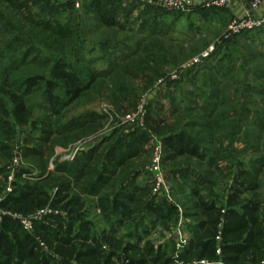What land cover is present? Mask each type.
<instances>
[{
	"label": "trees",
	"instance_id": "obj_1",
	"mask_svg": "<svg viewBox=\"0 0 264 264\" xmlns=\"http://www.w3.org/2000/svg\"><path fill=\"white\" fill-rule=\"evenodd\" d=\"M121 2L89 0L86 12L102 26H119ZM39 5L40 0H0V196L8 176L2 160H11L16 128L31 126L38 132L21 150L38 171L32 177V169L15 173L0 208L26 214L50 205L64 216L35 224L50 252H44L18 221L1 216L0 264H116L122 262L120 250L129 264H262L264 69L247 66L241 50L245 46L239 49L236 44L226 59L212 65L217 77L205 71L201 86L195 83L199 72L194 67L183 71L181 79L167 81L163 95L169 121L151 116L149 108L144 127L113 133L104 138V148L96 144L73 159L55 161L48 170L57 143L65 145L100 125L101 115L95 112L60 119L99 80L110 78L114 103L137 98L135 91L124 93L120 79L112 77L113 66L98 70L92 65L95 59L85 57L87 42L76 18L41 17L34 10ZM135 5L131 1L130 10ZM156 9L163 10L147 5L140 15L153 18ZM249 74L254 79H248ZM186 77L196 91L182 90ZM218 77L222 85L214 87ZM185 98L188 105L182 106ZM135 100L128 103L134 111ZM37 109L43 115L32 121ZM150 136L162 144V164L189 219L183 226L189 241L177 258L175 239L159 244L148 239L157 224L170 226L178 220L174 204L154 196L149 183H137ZM236 143L243 147L237 149ZM243 153L255 156L246 161ZM23 176L32 179L20 181ZM225 178L230 181L227 192L219 195L215 188ZM94 199L93 205L101 209L102 229L88 217Z\"/></svg>",
	"mask_w": 264,
	"mask_h": 264
},
{
	"label": "rangeland",
	"instance_id": "obj_2",
	"mask_svg": "<svg viewBox=\"0 0 264 264\" xmlns=\"http://www.w3.org/2000/svg\"><path fill=\"white\" fill-rule=\"evenodd\" d=\"M88 1L89 0H40V5L36 6L34 10H36L41 17L55 16L58 19L66 20L71 14L73 19L76 18L83 30L81 36L87 42V50L84 53L85 57L88 59L94 58L95 61L92 65L98 70H104L113 66L115 70L113 71L112 77H118L120 79L122 87L126 89L124 93L135 91L137 99L135 100V98L127 97L125 102L114 103L111 99L112 86L110 85V78L99 80V82L86 91L80 99L68 107L60 119L64 122L81 115H86L90 112H95L101 115L100 125L93 133L81 135L78 138L72 139L65 145L57 143L48 163V170L53 168L55 161L73 159L80 151L88 150L96 144L101 143V147L104 148V138L113 133L123 135L134 128L144 127L145 118L142 126L127 121V118L133 114L135 109L131 110L128 103L135 100L137 107L147 92L148 97L145 99L146 113L148 114V109L150 108V110H152L149 113L151 116L161 115L162 118H166V121H169L167 117L169 104L168 100L163 95L167 83L156 88L155 84L159 79L174 71H178L179 74H181L186 70V68H181L182 65L210 49L211 45L214 46L209 55L200 63L192 66L199 72L196 74L197 76L195 78V83L198 86H201V83L206 79L204 76L205 71L208 72L209 75L216 76V72L212 71V65L217 64L221 57L223 58L226 53V55H228L237 45L239 49H241V45L245 46L241 50H244L247 66L264 69V25L252 30L243 31L221 42L220 37L225 33L227 25L233 18L230 12V4L225 7L202 8L197 6L201 9L192 10L187 13H176L175 11L156 9L155 11L153 10L154 17L152 18L148 15H143V17L140 15V11L145 5L143 6L141 3L135 1V4L138 5H135L132 10H130L131 1L134 0H122V9L118 16L119 26L106 27L100 25L93 19L91 14L86 12ZM243 1L248 5L250 0ZM68 2L73 3V5L71 7L68 6ZM147 19H150L148 22L149 24L147 25L146 23L143 26L142 23ZM218 39H220L221 43L217 42ZM103 41L104 48L101 46ZM217 48L218 51L216 52L215 49ZM144 49H147V54L143 52ZM223 59H226V57ZM223 72L224 70H221V73ZM248 79L254 78L249 74ZM188 80V77H186L180 85L185 93L188 90H195V87L187 82ZM221 80L222 78L218 77L213 86L220 87V85H222ZM255 81L259 83V80ZM246 100L248 101L249 99ZM181 105H188L186 98L182 100ZM155 107L159 108V112L155 111ZM33 113L32 121H36L38 117L43 115V112L38 109L34 110ZM30 127L31 126L16 128V133L10 142L12 146L11 156L15 151H20L22 153L21 150L25 146L26 139H28L30 135H37V130L32 131ZM153 137L154 136H150L149 152L143 156L146 163L142 169V175L137 179L138 184L149 183L152 186V175L148 169V165L154 147ZM235 147H237V149L242 148L243 144L236 143ZM254 156L255 154L243 153L241 158L248 161ZM147 163L148 165L146 166ZM9 164L10 160H2L3 167H7ZM162 168L165 173L166 181L171 188L174 201L180 206L181 212L178 210V220L172 225L162 226L157 224L154 230L149 233L148 239L155 244L165 243L170 239H176L175 232L179 227V221H181L182 226L189 222V219L184 217V208L179 200L181 197L172 189L173 182L164 169V164H162ZM25 169H32L30 171L32 172L31 177L38 171L33 167L28 158L22 156V163H20V166L16 168L14 173ZM25 177L32 179L29 176H23L19 178L20 181L26 179ZM13 180H15V175ZM229 183V178L220 180L219 185L215 188L216 193L219 195L226 194ZM3 193H5V191ZM95 200L96 199L90 204V213L88 217L94 220L99 229H102L104 227L102 213L101 209L93 205L96 203ZM53 209L63 213V211L54 206ZM34 211L26 214L18 211H14V213L30 215ZM62 216H64V213ZM57 218V215H47L39 222L34 221L31 234L34 235L35 238L40 237V235L36 234L38 231L35 224L41 221L54 223L57 221ZM121 232L120 230L119 233ZM47 248V250L43 251L50 252L51 248L48 245ZM102 250H104V245ZM119 254L122 262L127 260L124 258L121 250ZM122 262L119 261L116 264H122Z\"/></svg>",
	"mask_w": 264,
	"mask_h": 264
},
{
	"label": "built area",
	"instance_id": "obj_3",
	"mask_svg": "<svg viewBox=\"0 0 264 264\" xmlns=\"http://www.w3.org/2000/svg\"><path fill=\"white\" fill-rule=\"evenodd\" d=\"M136 2L141 3L143 6H153L166 11H176L187 13L192 11L193 8L200 7H225L229 5L232 0H134ZM264 6V0H250L248 5L245 6L244 13L242 16H234L227 28L225 33L222 35L221 42L229 39L231 36L239 34L246 30H252L264 25V14L260 16H256L254 11L259 7ZM220 42V39L217 41ZM220 42V43H221ZM216 43V42H215ZM213 46L211 45L210 49L204 51L202 54L194 57L189 60L187 63L182 65L181 68H191L192 66L200 63L205 57L209 55V53L213 50ZM180 70V69H179ZM180 78V74L178 71H174L169 73L159 79L155 84V88L167 83V81H174ZM148 93V92H147ZM145 94L141 99L139 105L136 107V110L127 118L128 122L135 123L136 125H143V120L146 115L145 108V99H147L148 94ZM154 138V147L151 155V160L148 165V169L152 175V193L156 197H163L171 204H174L177 209L181 212L180 206L174 201L172 191L170 186L168 185L165 177V173L162 168V160H163V148L162 144L158 138ZM22 163V153L20 151H15L11 157L10 164L6 167L7 169V185L5 187V193L0 196V201L11 192L12 186L11 183L13 181V177L15 175L14 171L17 167ZM3 215H9L14 220L18 221L23 228L24 231L31 233L33 230V224L35 222H39L47 215H63V213L58 210H54L52 206L47 205L43 208L37 209L30 215H21L20 213H14L11 211H6L0 208V218ZM175 239V251L174 258L178 257V254L182 250V248L188 243L189 235L184 231L181 221H179V227L177 228ZM219 240V236L216 237ZM37 241L42 250H47V244L40 237H37ZM220 247L216 248V253L220 254ZM264 264V261L261 262ZM122 264H129L127 260L123 261ZM181 264H195L192 263H183ZM219 264H223L219 262Z\"/></svg>",
	"mask_w": 264,
	"mask_h": 264
},
{
	"label": "crops",
	"instance_id": "obj_4",
	"mask_svg": "<svg viewBox=\"0 0 264 264\" xmlns=\"http://www.w3.org/2000/svg\"><path fill=\"white\" fill-rule=\"evenodd\" d=\"M231 8H230V12L232 14V16H242L244 13V9H245V2L243 0H232V2L230 3ZM254 14L256 16H260L262 14H264V6L259 7L258 9H256L254 11ZM159 244V243H157Z\"/></svg>",
	"mask_w": 264,
	"mask_h": 264
}]
</instances>
